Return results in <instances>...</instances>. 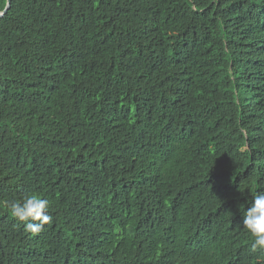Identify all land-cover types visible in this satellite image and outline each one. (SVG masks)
I'll list each match as a JSON object with an SVG mask.
<instances>
[{
	"label": "trees",
	"instance_id": "16d2710c",
	"mask_svg": "<svg viewBox=\"0 0 264 264\" xmlns=\"http://www.w3.org/2000/svg\"><path fill=\"white\" fill-rule=\"evenodd\" d=\"M257 191L264 0H11L0 264H264ZM31 194L38 234L7 210Z\"/></svg>",
	"mask_w": 264,
	"mask_h": 264
},
{
	"label": "clouds",
	"instance_id": "9594fccd",
	"mask_svg": "<svg viewBox=\"0 0 264 264\" xmlns=\"http://www.w3.org/2000/svg\"><path fill=\"white\" fill-rule=\"evenodd\" d=\"M49 207V200L38 194L27 195L7 204L10 215L33 234L40 233L45 225L52 222L53 218L48 214ZM243 216V227L254 237L251 251L264 250V192L257 191L252 195L250 206Z\"/></svg>",
	"mask_w": 264,
	"mask_h": 264
},
{
	"label": "water",
	"instance_id": "95a60500",
	"mask_svg": "<svg viewBox=\"0 0 264 264\" xmlns=\"http://www.w3.org/2000/svg\"><path fill=\"white\" fill-rule=\"evenodd\" d=\"M10 5H11V0H7L5 9L2 12H0V17L3 16L8 11V9L10 8Z\"/></svg>",
	"mask_w": 264,
	"mask_h": 264
}]
</instances>
